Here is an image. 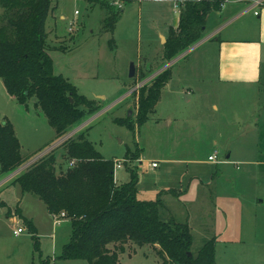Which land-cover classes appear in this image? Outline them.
Wrapping results in <instances>:
<instances>
[{
    "label": "rangeland",
    "instance_id": "1",
    "mask_svg": "<svg viewBox=\"0 0 264 264\" xmlns=\"http://www.w3.org/2000/svg\"><path fill=\"white\" fill-rule=\"evenodd\" d=\"M122 3V15L113 32L103 29L106 9L87 0H54L46 21L55 73L100 105L79 129L105 157L125 159L116 169V181L129 180L130 168L136 166L139 198H162L163 219L190 224L194 253L215 237L216 264H264V200L260 201L264 199V82L251 86L218 80L215 36L225 32L212 35L214 39L209 37L168 63L165 42L170 26L178 22L174 3ZM218 10L209 13L204 37L214 32ZM165 60L171 64L170 85L162 93L157 111L139 125L140 86L154 81L150 75ZM132 63L137 70L134 77L129 76ZM35 102L32 97L28 106L19 103L0 77V122L9 119L14 124L27 158L24 165L52 148L58 162L68 164L66 149L60 145L62 137H57ZM119 118L129 119L133 127L119 123ZM128 151L138 152L140 157H127ZM215 151L217 159L209 160ZM239 158L246 161H234ZM154 161L157 168L152 167ZM9 175L0 170V195L6 199L0 212V263L23 256L30 264H41V258L49 264H88L84 259L54 262L72 235L71 220L49 214L46 204L34 194L22 198L20 186L12 183L14 175ZM20 206L35 217L41 254L28 229L14 233L25 226ZM8 213L21 220H13ZM126 247L120 253V264L162 263L150 244Z\"/></svg>",
    "mask_w": 264,
    "mask_h": 264
},
{
    "label": "trees",
    "instance_id": "2",
    "mask_svg": "<svg viewBox=\"0 0 264 264\" xmlns=\"http://www.w3.org/2000/svg\"><path fill=\"white\" fill-rule=\"evenodd\" d=\"M106 9L103 29L113 32L123 8L116 0H87ZM130 1V0H121ZM223 0L187 1L182 6L177 26H170L165 42V58L171 61L204 37L209 13L219 9ZM54 0H0V77L7 92L28 106L32 97L48 122L63 137L100 110L95 99L81 94L62 74L55 73L48 42L46 21L54 9ZM171 78L170 66L140 86L137 122L144 124L154 112L162 89ZM117 121L133 127L129 119ZM65 158L58 162L55 148L18 171L12 178L21 192L39 197L51 214L65 213L71 220L72 235L54 259L68 263L84 259L88 264H120V253L127 244L153 246L161 264H216L215 237L206 241L197 253L192 251L190 224L160 216L161 198L138 196L139 173L130 169V179L117 183L115 159L105 157L78 129L64 139ZM138 152L126 156L139 158ZM133 154V156H132ZM22 144L14 124L0 122V170L9 175L24 165ZM6 203L0 199V208ZM8 215H11L8 213ZM32 234L35 250L41 254L37 227L22 213ZM190 252L192 253L190 255ZM42 264H49L46 260Z\"/></svg>",
    "mask_w": 264,
    "mask_h": 264
},
{
    "label": "crops",
    "instance_id": "3",
    "mask_svg": "<svg viewBox=\"0 0 264 264\" xmlns=\"http://www.w3.org/2000/svg\"><path fill=\"white\" fill-rule=\"evenodd\" d=\"M253 3H254L253 0L223 1L222 5L219 8L220 10H218L219 11L218 22L214 25L212 29V31L214 32H212L208 36L203 37L199 42L196 43V45L194 44L188 50V52H190V50H192L195 46H197L202 41L208 39L209 37L212 39L216 37L215 38L217 44L216 68H217L218 80L221 83L231 84V85L245 84L251 86L252 85L258 86L264 82V1L259 5H254ZM256 10H259V14H255ZM61 18H65V15L61 14ZM177 21H179V16L177 18ZM236 22H240V23L234 25ZM222 32L225 33L223 35L217 36L218 35L217 33H222ZM215 34L217 35L215 37H212V35L214 36ZM164 63L165 65L163 66L161 65L150 75L151 78L169 66L171 69L172 63L168 65L169 62L166 63V60ZM171 77H172V71H171ZM171 79L172 78H170V80ZM170 80L163 87L162 93L166 88L169 87ZM133 89L134 88H132V90ZM161 97L158 103L156 104L154 112L157 111V106L161 100ZM231 155L232 154H230L229 156L227 155V157H231ZM195 161L196 160H193V162ZM211 161H215V160H211ZM234 161L245 162L246 160L239 158L238 160L234 159ZM158 166L159 164L156 167L153 166L152 167L157 168ZM135 167L133 166L131 168H135ZM124 182L117 181V183H124ZM138 191H139V182H138ZM25 195L31 197L33 196L32 193H25V194L21 193L22 198L25 197ZM0 198L1 200L6 202V199L1 195ZM22 198L18 200L19 203L23 201ZM263 200H264L263 198L260 199V201ZM20 207L22 209V214L25 217L33 220L38 231L39 227L34 219L35 217L33 216V214L30 215L25 214L24 206H20ZM163 207H164V202L162 207L160 208V216H161V209ZM2 209L3 208H0V212H2ZM49 214L51 213L49 212ZM11 216L13 220H17L19 218L18 216H14V215ZM19 220L21 219L19 218ZM24 227L27 229L26 226ZM42 259L43 258H41V264H42ZM120 261H121V257H120ZM0 264H30V260L29 259L27 260V258L25 259L23 256H15L11 258H5V260L1 261ZM31 264L34 263L32 262Z\"/></svg>",
    "mask_w": 264,
    "mask_h": 264
},
{
    "label": "built area",
    "instance_id": "4",
    "mask_svg": "<svg viewBox=\"0 0 264 264\" xmlns=\"http://www.w3.org/2000/svg\"><path fill=\"white\" fill-rule=\"evenodd\" d=\"M174 3V12H177L178 13V16H180L181 14V11H182V6L184 5L185 2L187 1H200V0H170ZM264 0H253V4L254 5H259L261 3H263ZM123 1L121 0H116L115 1V5H117L119 8H122L123 7ZM223 3V1H222ZM221 3V5H222ZM78 11H76L77 13ZM255 14H259V10H256L255 11ZM71 29V28H70ZM209 159L210 160H216L217 159V151H215L214 153H212L210 156H209ZM125 163V159L124 160H120V159H116L115 160V172H116V169L117 168H120L123 166V164ZM158 165L157 162H152V166L153 167H156ZM53 216H64L65 217V213H60V214H52ZM59 221V217H56V222ZM25 227L22 226V227H18L17 229L14 230V233L16 235H19L20 233H22L24 231Z\"/></svg>",
    "mask_w": 264,
    "mask_h": 264
},
{
    "label": "water",
    "instance_id": "5",
    "mask_svg": "<svg viewBox=\"0 0 264 264\" xmlns=\"http://www.w3.org/2000/svg\"><path fill=\"white\" fill-rule=\"evenodd\" d=\"M196 45V44H195ZM190 49V48H189ZM188 49V50H189ZM187 50V51H188ZM186 51V52H187ZM185 52V53H186ZM178 58V57H177ZM174 61V59H173ZM172 60L169 62H173ZM136 66L134 65V63L131 64V68H130V72H129V76L130 77H134L136 75ZM132 113V112H131ZM83 124H80L79 126H77L76 128H74L72 131H70L68 134H66L65 136H63L61 139H60V142L63 141L64 139H66L67 137H69L70 135H72L76 130H78ZM43 155V154H42ZM41 156V155H40ZM40 156L36 157L35 159L31 160L30 162L26 163L25 165H22L21 167H19L18 169H16L14 172H12L9 176L11 175H14L15 173H17L18 171L22 170L24 167H26L27 165H29L31 162L35 161L37 158H39ZM192 253L190 252V255Z\"/></svg>",
    "mask_w": 264,
    "mask_h": 264
}]
</instances>
